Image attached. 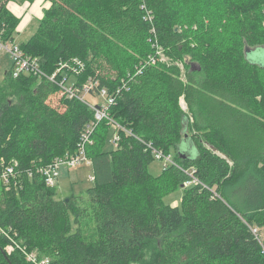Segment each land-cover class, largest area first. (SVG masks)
<instances>
[{"label": "trees", "instance_id": "16d2710c", "mask_svg": "<svg viewBox=\"0 0 264 264\" xmlns=\"http://www.w3.org/2000/svg\"><path fill=\"white\" fill-rule=\"evenodd\" d=\"M11 1L0 0L6 42L21 22ZM46 1L21 49L48 74L80 58L82 80L125 87L108 110L122 129L106 151L115 131L98 123L86 147L94 185L58 198L35 169L75 154L95 112L46 79L7 72L0 164L17 162L18 175L10 189L0 180V226L51 264H264V66L248 53L264 55V0ZM153 30L171 63L149 64ZM185 135L194 158L179 154ZM152 147L174 162L158 176ZM178 189L181 205H166ZM9 243L0 236V264H30L18 250L8 261Z\"/></svg>", "mask_w": 264, "mask_h": 264}, {"label": "built area", "instance_id": "2783aa9c", "mask_svg": "<svg viewBox=\"0 0 264 264\" xmlns=\"http://www.w3.org/2000/svg\"><path fill=\"white\" fill-rule=\"evenodd\" d=\"M154 36L150 39V43L153 48V55L149 56V64H156L158 62H164L165 51L158 43V39L155 35V30L152 31ZM6 51L10 54L13 68L11 74L14 78L21 75H32L40 80L46 79L47 81L54 83L59 90L63 98L78 99L86 103L95 112V119L83 132L80 145L75 154L65 155L63 157L55 158L51 163L44 166H39L35 169V172H29V177L33 176V172L43 177L46 186L54 187L58 184L61 176V170L63 168L72 169L77 166L88 164L91 165V161L87 157L86 147L88 144L93 143L91 140L92 133L95 130L98 123L102 120H107L114 132L113 141L117 144L119 142L118 130L122 129L112 118H110L108 110L115 104L116 98L121 94V91L125 87H120L113 92H109L106 87H100L98 79L92 75L88 76L84 81L82 78L86 74L87 62L80 58H72L65 61H60L56 70L52 74L46 73L42 67L40 59L32 57L26 54L20 47V44H16L15 41H4L0 35V53ZM82 80V81H81ZM87 97H98L101 100L99 103H93L88 100ZM184 110L187 107L182 106ZM128 134H131L128 132ZM153 149V147L151 148ZM155 159L165 162L164 169L169 165H174L172 157L164 155L161 151L153 149ZM0 180L6 186V189H10L17 181V167L18 163L13 161L12 163L5 164L2 162ZM194 171H192L193 173ZM93 179V178H92ZM198 184L197 179L192 182L185 183V186L190 184ZM11 230L7 231L0 226V236H6L9 238L10 243L6 246V253L11 255L16 250L20 251L28 263L30 264H51V260L48 257H43L38 251H29L25 245H22L10 234ZM16 235V234H15Z\"/></svg>", "mask_w": 264, "mask_h": 264}, {"label": "rangeland", "instance_id": "374dc122", "mask_svg": "<svg viewBox=\"0 0 264 264\" xmlns=\"http://www.w3.org/2000/svg\"><path fill=\"white\" fill-rule=\"evenodd\" d=\"M13 1L7 4V8L9 11H10L9 5L12 2L21 3V4L26 3L25 5H22V6H27V3H29L28 7H30L34 3H36L37 5L41 0H35L33 3H30V0H13ZM42 5L45 6L43 9L47 10L49 8L47 6H50V2L43 0V2L40 3L38 6L40 7ZM1 7H2V3L0 4V14L2 10ZM45 10H44V15H45ZM32 20L33 22L31 20L29 22H26L25 19L23 20L22 25L25 26V29L21 31L22 33L16 32L14 34V39H15L16 44L26 43L34 35L36 30L38 29L40 22L37 19H32ZM147 49H149V46H147ZM249 57L250 59H252L254 62L258 64H263L264 62V55L260 57H255V56L253 57L249 56ZM163 61L168 64L171 63V60L166 53H165V57ZM176 64L181 68L182 71L184 70L182 63H176ZM12 68H13V62H12L10 54L6 51L1 52L0 53V85L3 84L6 73L9 71L11 72ZM87 98L90 102H93V103L94 102L99 103V101L101 100L98 97H87ZM181 104L182 106L187 107V105L185 104L183 100ZM184 111L187 112V109ZM113 139H114L113 131H110L106 139V145H105L106 151H113L116 148V143L113 141ZM173 152L175 153V151ZM164 164H165L164 161L156 159L150 163L148 170L151 174L158 176L162 173ZM93 177H94L93 168L91 165H88V164H83V165L77 166L72 169L63 168L61 170V176L59 178L58 185L56 186L58 198L63 199V198H68L73 195L78 196V195L85 193V191L88 188L94 185V181L92 180ZM182 196H183V190L178 189L168 194L166 197H164L163 200L166 205L172 206L173 204L177 203L178 204L177 206H180L182 202L181 201Z\"/></svg>", "mask_w": 264, "mask_h": 264}, {"label": "crops", "instance_id": "0c3cea01", "mask_svg": "<svg viewBox=\"0 0 264 264\" xmlns=\"http://www.w3.org/2000/svg\"><path fill=\"white\" fill-rule=\"evenodd\" d=\"M42 2H43V0H41L37 5H36V3H34L30 7H28L29 3H27V6H22V5H25L26 3H24V4L13 3V2L10 3V5H9L10 12L13 13L16 17L21 19L20 25L18 26V29H17L18 33H22L21 31L23 29H25V26L22 25V22L24 19L26 20V22H29L30 20L33 22L32 19H37L39 21L42 19L43 15H44V10H45L43 8L45 6L44 5H42L40 7L38 6ZM47 7H49V6H47ZM177 205L178 204L175 203L172 206H177Z\"/></svg>", "mask_w": 264, "mask_h": 264}, {"label": "water", "instance_id": "95a60500", "mask_svg": "<svg viewBox=\"0 0 264 264\" xmlns=\"http://www.w3.org/2000/svg\"><path fill=\"white\" fill-rule=\"evenodd\" d=\"M248 53H249V56H252L253 53H255V52L250 51V52H248ZM262 65L264 66V62H263ZM178 149H179V154H180L181 157H183V158H187V157H189V158H190V157H193V158H194V157H196V156L198 155V151H197V149H196L194 143H193L191 140H189V138H188L187 135H185V139H184L183 142L179 145ZM214 150H215V149H214ZM215 151H216V150H215ZM3 255H4L5 258L8 259V261H9L8 254L5 253V252H3Z\"/></svg>", "mask_w": 264, "mask_h": 264}, {"label": "bare ground", "instance_id": "6f19581e", "mask_svg": "<svg viewBox=\"0 0 264 264\" xmlns=\"http://www.w3.org/2000/svg\"><path fill=\"white\" fill-rule=\"evenodd\" d=\"M151 151V150H150ZM16 238V237H15Z\"/></svg>", "mask_w": 264, "mask_h": 264}]
</instances>
